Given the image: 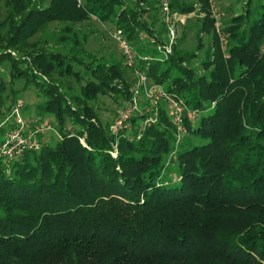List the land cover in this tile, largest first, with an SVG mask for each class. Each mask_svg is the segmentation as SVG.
<instances>
[{
	"label": "trees",
	"instance_id": "trees-1",
	"mask_svg": "<svg viewBox=\"0 0 264 264\" xmlns=\"http://www.w3.org/2000/svg\"><path fill=\"white\" fill-rule=\"evenodd\" d=\"M197 1L208 0L169 5L189 13ZM149 4L0 0V145L21 79L42 93L38 119L52 115L59 135L0 159V264H264V0H245L206 43L203 18L194 44L181 46L182 31L167 55V27L142 17ZM92 13L183 100L184 136L162 104L118 130L102 120L99 94L128 102L132 92L122 60L85 47L76 23Z\"/></svg>",
	"mask_w": 264,
	"mask_h": 264
},
{
	"label": "rangeland",
	"instance_id": "rangeland-1",
	"mask_svg": "<svg viewBox=\"0 0 264 264\" xmlns=\"http://www.w3.org/2000/svg\"><path fill=\"white\" fill-rule=\"evenodd\" d=\"M244 3L245 0H208L205 4H200V2L197 1V7L195 8V10L189 13H182V19L177 18L175 21L176 36H180L182 34V31H184L185 33L183 35V39L181 40V46H183V48H189L194 44L195 31L197 29V26L202 23L201 21L203 20V18L205 19L206 24L205 29H203L202 32V38L206 43L211 38V35L213 36L212 32L214 28L216 30V28H220L223 24H227L232 16L236 15L242 10ZM79 4H83V0H80ZM158 4L159 0H150V8L143 13L142 17L150 22L153 29L157 33H161L160 30L162 29V26L166 25L162 21V15ZM101 15L99 13H92V16L88 19L76 23V26L79 27L88 36L84 45L88 50L96 53L97 55H101L107 58L113 57L123 61L122 50L119 47L117 40L113 36V32L118 28L115 26L112 20L104 18ZM58 26V22H50L46 32H51L52 30L58 28ZM161 34L163 35L164 32H162ZM165 34L166 37H168V29L165 30ZM146 39V36L143 35L142 40L146 41ZM149 40L152 41L151 38ZM132 46L136 53L139 55L140 53L136 50L135 46ZM137 54L136 62L138 58ZM123 76L125 80L129 82V90L131 91L132 86L136 80L135 67L126 65L124 61ZM5 78L7 80L9 79L8 74H6ZM153 83V80L148 77V84ZM14 87L18 88L16 99H21L23 102L20 111L25 121L31 119L32 117L38 118L39 116H41L35 111L36 101L42 98V93L39 91V89L34 84H29L23 87L22 79L16 81L14 83ZM125 102L126 100L122 97H118L116 99L114 94L111 93L99 94L96 100V104L98 105L102 120L111 124ZM160 104L164 105L167 112L170 114L171 106L168 98L161 97L158 100L157 106L155 107L152 104L151 99L145 94L143 90H141V92H139V94L137 95V107L141 110L151 113L154 116H157L158 105ZM47 119L49 121H47ZM38 122L44 123V125L47 124V122H49L50 124L49 127L44 129V131H38L35 133L36 138H38L40 142H53L59 137L52 115H45L44 119H38ZM180 125L182 127V122ZM178 131L180 136H184L186 134L184 128L178 129Z\"/></svg>",
	"mask_w": 264,
	"mask_h": 264
},
{
	"label": "built area",
	"instance_id": "built-area-1",
	"mask_svg": "<svg viewBox=\"0 0 264 264\" xmlns=\"http://www.w3.org/2000/svg\"><path fill=\"white\" fill-rule=\"evenodd\" d=\"M77 1L79 4L80 0ZM159 8L162 15V21L165 23L168 29V42L163 44L162 46H158V48L162 50L164 55H167V53L171 51V44L176 37L175 21L177 18L182 19L183 14L177 11H172L170 9L169 0H159ZM113 36L117 40L119 47L122 50L124 63L126 65L135 67L136 80L132 86L131 100L126 102L120 108L119 113L117 114L115 122L112 126V129L118 130L120 127H126L127 121L129 120L131 114L139 109L137 107V95L139 94V92H141V90H143L145 94L151 99V102L155 107L157 106L158 100L161 97L168 98L171 106V118L177 125V128L181 129L182 127L180 124L182 122V112L187 109V106L185 105L183 100L181 98H176L168 94L161 84H148V76L146 72L140 69L137 65H135L137 53L134 50L130 41L125 36H123L119 28L113 32ZM137 57H139L138 54ZM22 105V100L18 99L12 104L10 112L6 117V119H14L16 124L14 127L6 131L5 139L0 145V159L5 162H8L13 157L18 156L25 149H38L41 146L42 142H40V140L36 138L35 133L38 131H44V129L49 127L50 125L49 122H47V124L45 125L44 123H39L38 118L35 117H32L31 119L25 121L20 111ZM188 113L191 115V117H195L197 111L195 109H188ZM152 116L153 119L156 118V116ZM148 120L149 119L144 120L143 124L147 123ZM112 153L116 154V147L114 148V151H112Z\"/></svg>",
	"mask_w": 264,
	"mask_h": 264
}]
</instances>
